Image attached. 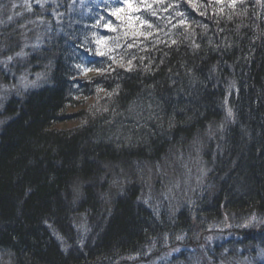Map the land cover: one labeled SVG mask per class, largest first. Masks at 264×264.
I'll use <instances>...</instances> for the list:
<instances>
[{
  "label": "trees",
  "instance_id": "16d2710c",
  "mask_svg": "<svg viewBox=\"0 0 264 264\" xmlns=\"http://www.w3.org/2000/svg\"><path fill=\"white\" fill-rule=\"evenodd\" d=\"M0 94V264L264 250V0H0Z\"/></svg>",
  "mask_w": 264,
  "mask_h": 264
},
{
  "label": "rangeland",
  "instance_id": "374dc122",
  "mask_svg": "<svg viewBox=\"0 0 264 264\" xmlns=\"http://www.w3.org/2000/svg\"><path fill=\"white\" fill-rule=\"evenodd\" d=\"M20 86H25V84L21 83ZM13 90L8 92L11 93ZM1 99H4L3 94H0V101ZM201 181L200 169L194 168L188 174L182 175L180 179L162 187L163 202L173 209V216L179 212L184 203L183 200L186 201L188 195L195 191L196 184ZM217 227L201 232L196 238L199 244L193 247L180 244L185 243L186 235H182L175 237L174 240L176 243L181 242L173 246L167 242L162 247L165 250L156 257L152 256L155 246H149L142 258H132L123 264H264V250L259 249L254 255H245V250L241 249L236 252L228 246L227 243L233 238L228 233L231 229L229 221L222 219Z\"/></svg>",
  "mask_w": 264,
  "mask_h": 264
},
{
  "label": "snow or ice",
  "instance_id": "6c2138e0",
  "mask_svg": "<svg viewBox=\"0 0 264 264\" xmlns=\"http://www.w3.org/2000/svg\"><path fill=\"white\" fill-rule=\"evenodd\" d=\"M105 27H110V24H106L105 25ZM99 54H103V53H99ZM18 55H20V54H18ZM9 60H11V57H9ZM131 62H129V64H130ZM77 67L78 68H80L81 66L80 65H77ZM92 69H90V68H84L83 69V72H84V74H86L88 71H91ZM229 114L231 115V112H229Z\"/></svg>",
  "mask_w": 264,
  "mask_h": 264
}]
</instances>
